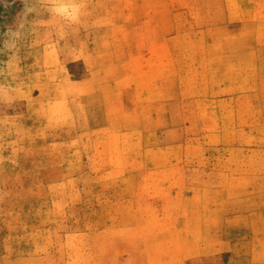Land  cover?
Wrapping results in <instances>:
<instances>
[{
	"label": "rangeland",
	"instance_id": "374dc122",
	"mask_svg": "<svg viewBox=\"0 0 264 264\" xmlns=\"http://www.w3.org/2000/svg\"><path fill=\"white\" fill-rule=\"evenodd\" d=\"M0 264H264V0H0Z\"/></svg>",
	"mask_w": 264,
	"mask_h": 264
}]
</instances>
